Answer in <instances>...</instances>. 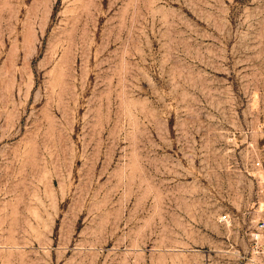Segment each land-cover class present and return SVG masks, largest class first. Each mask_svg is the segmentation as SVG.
I'll list each match as a JSON object with an SVG mask.
<instances>
[{
  "label": "rangeland",
  "instance_id": "obj_1",
  "mask_svg": "<svg viewBox=\"0 0 264 264\" xmlns=\"http://www.w3.org/2000/svg\"><path fill=\"white\" fill-rule=\"evenodd\" d=\"M262 220L264 0H0V264H264Z\"/></svg>",
  "mask_w": 264,
  "mask_h": 264
},
{
  "label": "built area",
  "instance_id": "obj_2",
  "mask_svg": "<svg viewBox=\"0 0 264 264\" xmlns=\"http://www.w3.org/2000/svg\"><path fill=\"white\" fill-rule=\"evenodd\" d=\"M257 165H260V162L257 161ZM227 215H224L223 218L225 219ZM259 229L255 230V232L252 234L253 240H254V246H257L262 239V236L264 235V220H262L259 223Z\"/></svg>",
  "mask_w": 264,
  "mask_h": 264
},
{
  "label": "crops",
  "instance_id": "obj_3",
  "mask_svg": "<svg viewBox=\"0 0 264 264\" xmlns=\"http://www.w3.org/2000/svg\"><path fill=\"white\" fill-rule=\"evenodd\" d=\"M261 246H263L262 245V243H261V245L260 244H258L257 246H255L256 248H260Z\"/></svg>",
  "mask_w": 264,
  "mask_h": 264
}]
</instances>
